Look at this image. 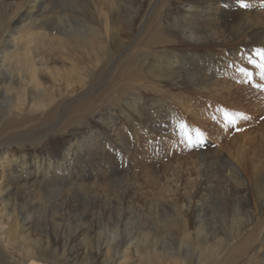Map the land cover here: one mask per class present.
<instances>
[{
	"label": "bare ground",
	"instance_id": "1",
	"mask_svg": "<svg viewBox=\"0 0 264 264\" xmlns=\"http://www.w3.org/2000/svg\"><path fill=\"white\" fill-rule=\"evenodd\" d=\"M44 1L33 0L34 4L26 10L21 18V21H26L24 28L43 25L51 29L49 19L44 17ZM246 1L106 0V15L103 14L101 23H97L98 26L85 22L83 26L80 25L82 29L79 27L71 32L59 33L63 35V40L58 35L54 36V39H46L48 44H45L48 47L56 48L60 54L56 56L51 50L48 54L39 57L38 60L29 53L20 59L19 54H14L18 39L11 38L8 48L14 49L12 54L7 52L0 56V74L3 73V76L0 77V102L6 103L5 106H0V133L14 126L25 125L24 119H21L25 113H32L29 118L34 121L41 120V123L53 120L54 125L49 123L46 126L50 127L51 131L67 129L73 120L67 115L66 118L62 117L61 108L67 107L69 100L72 102L77 100L78 96H73V93L77 94L78 91L83 95L92 96L89 89L94 79L91 78L105 66L107 72H112L109 68L112 61H116L114 73L112 72L110 77L106 74V78H109L110 81L114 78L116 82L122 79V88L126 87L125 83L142 82L145 86H154L158 82L172 87L184 86L199 94L204 93L207 96L218 97L220 91L229 92L230 90L227 85L228 81L218 78L225 64L232 65L239 75H243L252 83L256 78H259L260 84L264 86V8L262 7V17H260L261 12L255 4L251 10L242 9ZM250 1L255 3L254 0ZM232 5L233 7L229 9ZM156 9L159 11L155 18L152 14ZM120 14L124 18L125 26L115 30L114 23L117 22ZM39 18H43V20L37 24ZM187 44L191 45L189 49L185 48ZM178 46H183L181 48L184 49L178 48ZM100 49L103 50L102 54L106 55V58H101V60L94 56ZM224 49L227 52L223 51ZM74 51L80 57L76 56ZM197 51H201V53L199 54ZM105 52L106 54H104ZM57 58L70 60L66 63L69 67L65 66V61H60L61 65L58 66ZM103 60H106V64ZM82 61L84 62L82 63ZM80 63L83 66L77 69V65ZM74 70L78 72L73 74ZM46 76L54 82L62 80L66 90L61 92L59 88H47L42 80ZM15 81L22 86L27 84V89L30 86L32 94H27L24 87H17L18 92L13 96L11 90L15 87L13 86ZM94 100L97 101L95 96ZM101 100L106 102L105 98L99 101ZM71 101L70 103H72ZM87 101L69 105L68 112H86V108L90 104ZM65 102L66 105H64ZM123 103L126 106L132 105V110L136 112V106H133L135 103L131 104L126 100ZM105 105L106 113H108L106 124H104V126L106 125V135L113 136L115 135L113 133L115 114L114 112L109 114L111 106H107V103ZM176 105V110H171L169 104L163 106V114L160 115V119L167 118L168 122L161 125V131L166 132V129H172L176 132L178 130L185 137L197 135L199 140L196 141L195 147L199 150L195 153H199L201 159L198 158V161L201 162L203 157L215 159L210 175L200 174L199 166L193 168L194 170L186 169L187 176L183 175L191 185L182 184L180 180L182 176H179L180 173H176L177 167L175 174H172V178L167 181L169 182V202H172L177 211L176 229L182 234L180 243L184 244V248L191 247L192 238L197 236L199 250L197 248L196 250L199 253L196 264H204L203 260L205 264L212 261V264H264V184L259 178L264 171V121L257 125L250 124L249 128L236 138L237 142L234 141L231 145L218 143L212 150H207L205 149L206 143L199 137L195 125L191 121H187L186 118V115L193 117L196 112L192 102L183 96L176 100ZM197 105L200 107L199 104ZM166 106H170V108ZM129 109L131 110V107ZM94 113L99 115L97 111ZM15 120L19 123L13 124ZM25 126L21 129L23 130ZM155 130L156 127L151 125L148 128L149 133L146 132V134L151 136ZM45 137L48 138V136ZM116 140L115 143L119 145L117 149H121V152L124 151L126 147L120 136L116 137ZM51 145L56 151L58 146L60 149H64L61 152L58 151L55 159L40 156L34 163V175L26 173L23 165H17L20 162L16 158L17 151L10 146L0 145V264H98L100 261L103 264L106 262L115 264L116 258H122L121 262L116 263L121 264L128 257V251L132 245L137 244L138 241L133 239L134 237L136 240L135 236L128 233L120 240L114 241L113 237L116 236V233L113 232L104 245L99 243L93 246L88 243L80 244L76 242L77 237L82 236L84 232L88 231V228L80 227L71 235L70 233L60 235L58 230L62 223L59 221L65 216L63 204L74 191L91 193L92 189L97 187L95 183L97 178H104L106 185H113L122 178L119 174L126 167L135 165L137 161L132 162L131 160L136 155L133 151L128 156L116 152L115 156L106 155L105 159L99 155L103 158L99 163V159L90 158L88 152V155H84L85 157L82 155L83 161H92L96 166L92 163L89 167H85L83 163L81 167L79 158L82 156L79 152L82 149H79V145L65 146V141ZM88 145L91 150L92 147L96 148L98 143L94 145L89 143ZM110 147H115L113 142L106 144V149ZM108 151L110 152L109 149ZM195 162L197 164V161ZM92 167L93 172L90 170ZM76 170L80 172L82 181L77 185L76 181L74 182L72 179ZM14 172L18 177L13 176ZM193 172L196 173L195 176H192ZM4 178L5 183L2 185ZM84 179H88L87 182H83ZM215 179L220 180L217 182L221 185V190L225 195L232 197L233 200L235 198L236 200L243 199L246 205L251 201L248 191L249 184L254 181L256 186V195H253V201L258 210H251L246 215L244 214L248 221L245 228L242 227L236 233L233 231L234 234L230 233L229 238L226 239L227 242H223L216 235L212 236L211 242H207L208 238L202 230L204 226L200 224L203 222L198 218V213L202 211L204 204V196L202 199V197H198V194L204 189L206 191L213 189L212 183ZM32 182L35 184L32 185ZM68 184L70 186H67ZM35 191H39V193L40 191H44L43 193L51 191L59 196L58 199L54 198L57 200L52 207L50 221L44 225H41V222L36 219L35 221L25 207V203L29 201L26 195L37 193ZM163 195L165 196V194ZM84 219L86 220V218ZM240 220L239 217L237 225L233 226L232 230L239 229ZM192 223L198 224L195 235H192L191 232ZM71 231L69 230V232ZM259 236L261 237L260 252L247 256L248 259L244 261L247 263L243 261L240 263V257L246 253L250 240ZM113 241L114 243H111ZM156 249L155 246H152L148 251L149 264H153L155 261ZM101 256L104 258L100 260ZM183 259L186 260L184 256Z\"/></svg>",
	"mask_w": 264,
	"mask_h": 264
},
{
	"label": "rangeland",
	"instance_id": "2",
	"mask_svg": "<svg viewBox=\"0 0 264 264\" xmlns=\"http://www.w3.org/2000/svg\"><path fill=\"white\" fill-rule=\"evenodd\" d=\"M254 1L255 3H252L250 0H247L242 9H245V11L251 10L253 4H255L261 12L260 17H262L264 0ZM32 4H34L33 0H0V56L7 52L12 54L14 49L11 50V48H8L11 38L18 39L14 54H19L20 59L25 54L29 53L38 60L39 57L48 54L51 50L53 54L58 56L60 52L52 46L48 47L46 45L48 44L46 39H54V36L58 35V37L63 40V35L59 33L71 32L73 29L79 27V29H82L81 26H83L85 22H90L98 26L97 23H101L100 20L103 14L106 15V0H45L43 2L44 17L49 19L51 29L43 25L24 28L26 21H21V18ZM232 7L233 5L230 6L229 9ZM158 11L159 9L153 11L152 15H154L155 18L157 17ZM122 14H120V18L118 17L117 22L114 23L115 30H119L120 27L124 28L125 26ZM42 20L43 18H39L37 24H40ZM181 47L183 46H178V48ZM190 47L191 45L188 44L185 46L186 49ZM201 49L203 48L201 47ZM242 50L245 51L246 49ZM56 51L58 52L56 53ZM223 51L227 52L225 49ZM102 52L103 50L100 49L97 52L98 54L95 53L94 56H97L99 60H101V58H106V55H103ZM74 53L78 56L76 51H74ZM197 53L200 54L201 51H197ZM104 54H106V52ZM60 58L56 59L58 60L56 61L58 66L61 65L60 61H65V64L70 61ZM84 61H82V63ZM103 61L106 64V60ZM117 61L120 62L121 60ZM115 62L116 61H112V65H109L113 73L116 67ZM65 66L69 67L68 64ZM82 66L83 64L80 63L77 65L78 68H76L80 69ZM76 72L78 71H72L73 74ZM112 72H107L106 66L101 71H97L91 78L94 79L89 89L92 96L83 95L82 92L78 91L77 94L73 93V96H78L77 100L73 102L69 100L67 102L68 108L66 106L61 108L60 113L62 117L65 116L66 118L67 115L73 120L71 126L67 129L56 132L51 131L50 127L46 126L49 123L54 125L53 120H50L48 123H46V121L45 123H41V120L38 121V119H36L34 121L32 118H29L32 116V113H25L21 119H24L23 121L26 126H14L1 132L0 145L10 146L17 151L16 153H18V155L16 154V158L20 161L17 165H23L26 173L34 175V163L38 161L40 156L55 159L59 153L58 151L61 152L64 149H60V146H58V150L56 151L51 144L57 145L58 142L65 141V146L79 145V149H82L79 152L81 156L89 154L90 158H98L100 163L102 157L99 155H102L105 159L106 155L115 156L116 152H121V149H117L119 145L115 143V141H117L116 137L120 136L122 143H124L126 147L121 153L124 154V156H128L129 153L133 151L136 157L131 161L137 162L135 165L133 164L132 167H126V169L119 174L122 178L117 180L113 185H106V179L97 178L98 180L96 179L95 181L97 187L95 186L96 188H93L91 193L74 191L71 197L63 204L65 207V216L59 221L62 223L59 226V234L66 235L70 233L71 235L76 229L86 227L88 231L84 232L82 236H78L76 242L80 244L88 243L93 246L97 245L96 243L104 245L113 232L116 233V236L113 237L115 239L114 241L120 240L129 233L135 236L136 240L134 237L133 239L138 242L137 244L135 243L136 245H132L128 251V257L123 260L121 264H149L148 251L152 246L157 248V256L154 257L155 261L153 264H196L199 253V241L197 240V236H194L192 238L191 247L186 246V248H184V244L182 245L180 243L182 234L176 229L177 223L175 220L177 218V211L172 202H169V182L167 181L172 178V174H175L177 170L176 173L178 172L180 173L179 176H182L180 177L182 184L191 185L186 178V174L188 173L187 170H189V168L194 170L193 168H198L199 166L200 174L210 175L215 164V159L212 157L210 159L203 157L206 161L203 159L200 162V154L195 153L199 150L195 147L196 141L199 140L198 137H196L197 135L185 137L181 131L177 130L174 132L172 129H166V132H162V129H160L161 125L168 122L167 118L160 119V115L163 114L162 108L164 105L169 104L171 105V110H176V100L181 99L183 96L187 97V100H190L196 109L193 117L186 115L187 121H191V123L195 125L199 137L206 143L205 149L212 150L218 143L231 145L232 142H237L236 138L240 137L241 133L249 128L250 124L257 125L259 122L264 121V86L260 84L259 78H256L252 83L243 75H239L230 64H225L222 67L221 75L218 77L228 81L227 85L230 90L229 92L220 91L218 97L207 96V94L204 93L199 94L194 92L193 89L184 86L172 87L167 84L164 85L165 83L158 82H156L154 86H145L142 82L125 83L126 87L122 88V79L116 82L114 78L112 81L106 78L107 76L110 77ZM2 76L3 73L0 74V77ZM42 80L49 89L59 88L61 92L66 90L62 80L54 82L48 76L44 77ZM16 82L17 81L13 82V86L15 87L11 90L13 96H15L20 87H24L27 94H32L30 86L29 89H27V84L22 86ZM119 86L120 88L118 89ZM94 96L97 101H93ZM99 98H105L106 102H104V100L99 101ZM86 100L90 103L88 104V108H86V112H68L69 105ZM124 100L131 104L135 103L133 106H136V112L132 110V105H124ZM70 101L72 103H70ZM105 103H107V106H111L109 114L113 112L115 114V127L113 129L115 135L113 136L110 134L106 135V125L104 126V124H106V115H108V113H106ZM197 104H199L200 107H198ZM5 105V102H0V106L3 107ZM64 105H66V102ZM129 107H131V110ZM166 107L170 108V106ZM65 108L67 109L65 110ZM93 110L97 111L99 115L95 114ZM2 112L4 113L5 111L3 110ZM18 123L19 121L16 122V120L13 122V124ZM151 125H154L156 130L151 133L149 137L146 132L149 133L148 128H150ZM24 126L25 128L22 130L21 127ZM71 133L74 135H70ZM45 136H48V138ZM112 142L115 147L106 149V144ZM89 143L93 145L98 143V145H96V148L92 147L90 150L88 147ZM83 156L79 158L81 167L83 163L85 167H89L93 162L83 161ZM198 158L200 159L199 161ZM195 161H197V164ZM204 161L205 163H203ZM93 164L96 166L95 163ZM90 170L93 172V167ZM183 170L186 172L184 173ZM79 173L80 172L76 170L72 178L74 182L76 181V185L81 181ZM16 174L17 173L14 172L13 176L18 177ZM195 175L196 173L193 172L192 176ZM262 177L264 178V171H262V175L259 176L260 180H262V184H264V179ZM3 180L2 185L5 183V178ZM87 180L88 179H84L83 182H87ZM215 181L219 182L220 180L215 179ZM215 181L212 183L214 185L213 189L210 191L204 189L198 194V197H202V199L204 196L203 209L198 213V218L203 222H200V224L204 226L202 230H204L203 232L206 238H208L207 242L212 241L213 235H216L217 238H221L223 242H227L226 239L229 238L230 233L234 234V232L236 233L242 229V227L245 228L248 222L245 217L247 212L258 210L253 201V195H256V186L254 181H251L249 184L248 191L250 192L249 197L251 201L246 205L243 199L236 200L235 198L233 200L232 197L225 195L224 191L221 190V185ZM31 184L34 185L35 183L32 182ZM67 186H70V184ZM43 192L40 191L39 193L38 191V194L29 193L26 195L29 201L25 203L28 213L34 220L36 219L41 222V225L50 221V215L53 212L52 207L59 197L55 192ZM166 193L168 195L167 197ZM163 194H165V196ZM162 197L166 198L163 199ZM239 217L241 219L239 229L232 230V227L237 225L236 222H238ZM84 218H86V220ZM197 225L192 223V235H195L196 227H198ZM67 229L72 231L69 232ZM198 238L201 239L199 236ZM260 240V236L254 238V240H250L247 245L246 253L240 257V263L246 261L248 259L247 256L255 255L258 251L260 252ZM114 241L111 243H114ZM223 245L224 243L222 246ZM196 248L198 250H196ZM183 256L186 260L183 259ZM102 258H104V256H101L100 260ZM114 261L116 264L121 262L122 258H116ZM236 261H239V259H236ZM212 262L209 264H212ZM202 263L205 264L204 260ZM98 264L103 263L100 261ZM105 264L109 263L106 262Z\"/></svg>",
	"mask_w": 264,
	"mask_h": 264
}]
</instances>
